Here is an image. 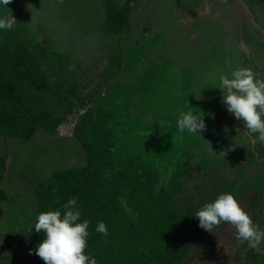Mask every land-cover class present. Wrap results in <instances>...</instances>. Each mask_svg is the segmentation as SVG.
Returning a JSON list of instances; mask_svg holds the SVG:
<instances>
[{
    "label": "rangeland",
    "instance_id": "obj_1",
    "mask_svg": "<svg viewBox=\"0 0 264 264\" xmlns=\"http://www.w3.org/2000/svg\"><path fill=\"white\" fill-rule=\"evenodd\" d=\"M113 1L118 5L125 2ZM207 5L209 11H204ZM232 8L228 10L214 0H141L133 4L132 29L115 34L104 30L106 0L0 3V18L13 15L17 21L11 30L0 29V43L7 40L25 45L37 58L42 56L41 48H44L47 53L43 55V65L49 68L51 89H65L71 82H78L81 93L89 98L83 104H75L55 135L38 131L29 141L0 137V167H5L0 187L7 195L0 220V243L5 236L10 240L19 239L35 224L38 209L34 189L38 185L52 183L58 171L80 169L85 165L86 152L78 136L95 146L99 125L111 129L113 148V157L103 167L101 197L116 182L115 176L122 170L125 155H131L136 165L142 161L158 174L157 189L167 192L171 181H181L179 173L189 169L191 176L186 179L185 189L194 197L200 194L195 190L198 186L201 190L208 186V192L214 180L221 183L231 180L235 175L233 164L237 167L241 161L247 167L244 155L249 164L258 161L259 147L264 143L247 135L243 122L236 120L221 102L226 93L219 89V75L231 78V72L237 67H247L264 79V53L261 52L264 50L246 52L243 46L234 44L236 32L233 30L237 23L231 17L237 19V14ZM201 13L205 23L188 24ZM181 18L186 20L184 24ZM190 25L189 31L196 33L195 41L180 39L182 31ZM218 29L224 30L219 32ZM159 32L167 35L164 42L179 38L178 43L194 45L196 50L189 52L185 68L180 69L184 77L177 74L175 64L172 75L164 78L168 83H158L162 72L157 66L146 67L141 78H137L139 67H145L149 61L150 40ZM207 48L212 55L206 56L207 61H223L219 69H209L198 61L199 66L195 63L193 67L191 59L196 58L193 55H203ZM224 60L229 62L226 64ZM51 97L48 98L52 105L58 96ZM190 107L194 113L204 115L206 131L200 133L203 138L187 131L178 132L179 114ZM87 120L91 122L83 126V121ZM254 151L257 154L254 155ZM222 152L225 154H220ZM244 178L240 185L256 187L251 207L259 206L255 217V223L259 224L264 219V158L248 169ZM238 202L244 210L249 209L247 203L240 199ZM121 206L127 217L138 221L134 198L126 195L121 199ZM231 227L234 226L221 222L217 228L226 234L215 232L212 235L215 245L207 256L212 264H236L232 259L236 246L244 247L243 254L251 248L249 244H241L236 229ZM260 228L264 229V223ZM24 245L29 248L31 241L26 239ZM263 247L264 244L260 245L261 249ZM258 254L257 264H264V254L262 251ZM27 255L26 249L23 256ZM39 260L44 263L40 257Z\"/></svg>",
    "mask_w": 264,
    "mask_h": 264
},
{
    "label": "trees",
    "instance_id": "obj_2",
    "mask_svg": "<svg viewBox=\"0 0 264 264\" xmlns=\"http://www.w3.org/2000/svg\"><path fill=\"white\" fill-rule=\"evenodd\" d=\"M136 1L125 0L123 5H118L113 0H106L104 30L115 34L128 32L131 28L132 3ZM41 50L42 56L37 58L25 45L7 40L0 43V137L4 139L29 141L38 131L55 135L75 104L89 100L81 93L78 82H71L65 89H51L47 75L49 68L43 65V55L47 51L44 48ZM51 96H58V103L55 101L51 105L48 98ZM90 122L83 121V126ZM96 137L98 142L93 146L78 136L87 158L83 167L54 173L52 183H42L34 192L37 217L42 212L52 210H60L63 214V205L71 198L77 199L80 222L84 219L90 221L85 254L95 258L97 264H212L207 257L215 245L212 235L223 231L214 227L210 233L200 228L195 213L224 193L233 194L237 200L247 203L249 209L245 211L255 219L258 205L251 207V202L256 187L245 183L240 185V182L245 180L248 169L264 157V146L259 147L261 157L258 156V161L249 164L244 155L247 167L241 161L237 167L233 164L235 175L227 183L214 180L208 192V186L204 188L205 191L200 186L195 188L200 193L197 197L185 189L186 179L191 176L189 169L179 173L181 181H171V188L167 192L157 189L160 183L158 174L142 161L136 165L131 155H125L122 170L115 176L116 182L101 197L99 192L103 167L113 157L111 129L99 125ZM255 154L257 151H254ZM4 172L5 167H0V185ZM126 195L137 202V222L127 217L122 210L121 199ZM6 200V192L0 187V220L4 215L3 203ZM101 221L108 229L106 237L95 230ZM34 226L15 240L18 248L13 257L32 264H42L34 252L45 239V234L35 232ZM26 239L31 241L29 248L24 245ZM241 244L247 245L248 242L241 240ZM242 248L240 244L236 246L232 258L236 264H257L260 260L258 251L250 248L243 254ZM26 249L33 254L23 256Z\"/></svg>",
    "mask_w": 264,
    "mask_h": 264
},
{
    "label": "clouds",
    "instance_id": "obj_3",
    "mask_svg": "<svg viewBox=\"0 0 264 264\" xmlns=\"http://www.w3.org/2000/svg\"><path fill=\"white\" fill-rule=\"evenodd\" d=\"M11 2L12 0H0L4 5ZM16 22L13 15L2 17L0 29L11 30ZM230 75L231 78L223 74L219 76V89L226 93L221 102L236 120L243 122L247 135L255 136L258 142L264 143V79L258 78L257 73L247 67H237ZM177 129L179 133L187 131L202 137L200 133L206 131L204 115L194 113L191 107L186 112L181 111ZM210 151L216 154L212 148ZM63 209V214L60 210H52L38 215L34 230L37 233L43 232L45 239L37 246L34 254L44 264H97L95 258L85 254L90 221L84 219L80 222L77 199H69ZM195 217L199 220V227L210 233L221 222L230 223L236 229L237 239L247 241L249 247L262 251L260 245L264 244V229L253 222V218L233 194L219 195L213 202L203 205L195 213ZM95 230L105 237L108 235L103 221L98 223ZM29 254L33 252L30 251Z\"/></svg>",
    "mask_w": 264,
    "mask_h": 264
},
{
    "label": "crops",
    "instance_id": "obj_4",
    "mask_svg": "<svg viewBox=\"0 0 264 264\" xmlns=\"http://www.w3.org/2000/svg\"><path fill=\"white\" fill-rule=\"evenodd\" d=\"M141 0L137 1V3H139ZM136 3V4H137ZM206 5V4H205ZM132 10H133V4H132ZM132 10H131V16H132ZM204 11H209V6H206V9ZM130 16V20H131V28L133 27V20ZM203 13H201L199 16L195 17L194 19H191L190 22L188 24L193 25L194 23L200 25L205 23V21L202 19L203 17ZM186 20L184 18H181V22L184 24ZM202 22V23H201ZM187 24V23H186ZM191 25L189 26V28H187V30L182 31V36L180 37L183 39H188L189 41L193 40L195 41L196 38V33L194 31H189ZM224 25V22L223 24ZM225 26V25H224ZM129 30V31H130ZM219 32L223 31L224 29H218ZM167 35L159 32L155 35V39H151L150 43L151 46V53L149 55V61L147 62V65L145 67L140 66L139 70L140 71L137 74V78H141V74L143 71L146 70V67L149 69H151L153 66H157L160 68V71L162 72L161 74V78L159 80L158 83H168V81H165L164 78L166 76L172 75V67L175 65L176 69H177V74L180 77H184V72H182L180 69L181 68H185L186 63H187V57L189 55L190 51H195V46L194 45H189L186 44L184 42H182V44L178 43L179 42V38H175L174 40H170L168 39L167 42L163 41V38L166 37ZM171 38V36H170ZM190 47L192 49H190ZM237 47V46H236ZM235 47V49H236ZM149 48V49H150ZM209 48L205 49V53L202 54H198V55H193L196 58L193 60L191 59V62L194 64L193 67H195V63L199 66V64L196 62H200V65L207 67V68H213V69H219L220 67V63L223 62H219L218 60H211V61H207V55L210 54L209 53ZM238 52H240L239 56L241 57V51L239 50ZM195 54V53H194ZM212 56L211 54L209 55ZM226 57H228L227 55H225ZM230 56V55H229ZM239 60L241 61V59L239 58ZM207 61V62H206ZM213 61H215L214 63H212ZM225 63L227 64V62H229L228 60H224ZM192 67V68H193ZM220 76V75H219ZM183 84V81L181 82ZM262 158H260L259 160H262ZM259 162V161H258ZM4 243V244H2ZM2 246V248H1ZM14 246V247H13ZM13 248H16L15 246V240H10L8 239L6 236L4 237V241L0 243V264H31L28 263V261H26L25 259H17L14 257H10L13 256L12 253L14 254V252L16 251V249L14 251H10Z\"/></svg>",
    "mask_w": 264,
    "mask_h": 264
},
{
    "label": "flooded vegetation",
    "instance_id": "obj_5",
    "mask_svg": "<svg viewBox=\"0 0 264 264\" xmlns=\"http://www.w3.org/2000/svg\"><path fill=\"white\" fill-rule=\"evenodd\" d=\"M137 1L133 2L132 4H136ZM214 1L219 3L228 10L230 9V7L232 8V6L236 10L237 19L231 17L232 21L233 22L235 21V23H237L236 27L233 30L234 32H236V38L234 44L236 42L238 43V45L239 43H241V46H243L246 52L250 49L254 51L257 48H261L264 50V0H214ZM224 12H225L224 15L228 17L226 11ZM261 52L264 53V51ZM254 194L255 191L252 197H254ZM252 202H253V198H252ZM258 207L256 209L255 217L257 216ZM256 218L253 220L254 223ZM263 223H264V219L260 220L259 226L263 225Z\"/></svg>",
    "mask_w": 264,
    "mask_h": 264
},
{
    "label": "water",
    "instance_id": "obj_6",
    "mask_svg": "<svg viewBox=\"0 0 264 264\" xmlns=\"http://www.w3.org/2000/svg\"><path fill=\"white\" fill-rule=\"evenodd\" d=\"M243 42V41H242ZM239 45L241 46V43H239ZM242 47V46H241Z\"/></svg>",
    "mask_w": 264,
    "mask_h": 264
}]
</instances>
